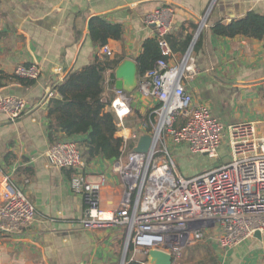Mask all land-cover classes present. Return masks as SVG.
Segmentation results:
<instances>
[{
    "label": "crops",
    "instance_id": "obj_1",
    "mask_svg": "<svg viewBox=\"0 0 264 264\" xmlns=\"http://www.w3.org/2000/svg\"><path fill=\"white\" fill-rule=\"evenodd\" d=\"M167 4L175 7L168 61L180 65L191 52L193 61L182 84L194 104L208 107L225 125L255 122L264 137V38L228 37L213 31L217 23L228 24L249 12L264 16V0H0V98L18 96L28 103L17 120L0 111V191L8 177L36 208L33 221L21 231L0 229V264H121L124 256L127 259L126 252L121 255L127 235L124 226L95 230L82 226L87 204L71 188L73 170L50 165L47 151L55 140L73 139L84 152L81 142L87 136H69L61 130L51 136L48 106L53 97L43 103L69 73L91 64L96 56L116 60L118 66L127 59L137 62L145 42L157 38L154 26L145 22L146 14ZM94 16H104L124 28L121 39H110L107 44L111 56L103 54L90 37ZM203 18L205 26L199 30ZM32 63L41 68L39 78L16 75L20 64ZM117 67L105 72L107 110H114L112 102L118 95ZM142 76L139 71L138 79ZM123 92L129 112L122 125L114 111L117 136L124 138L141 131L161 103L144 95L139 86ZM224 145L228 154L223 163L231 158L227 143L220 149ZM116 160L85 159L89 180L106 178L101 193L106 210L118 207L123 197L124 185L113 171ZM204 242L218 252V264H264V231L262 239L253 236L233 248H224L217 238Z\"/></svg>",
    "mask_w": 264,
    "mask_h": 264
},
{
    "label": "built area",
    "instance_id": "obj_2",
    "mask_svg": "<svg viewBox=\"0 0 264 264\" xmlns=\"http://www.w3.org/2000/svg\"><path fill=\"white\" fill-rule=\"evenodd\" d=\"M154 26L163 57L139 80L141 92L161 104L152 112L150 122L132 136H124L121 156L113 171L124 185L118 207L103 209L101 193L106 178L91 181L85 173L84 152L79 142L61 139L52 142L47 151L50 165L73 170L71 188L86 201L82 226L87 230L124 226L131 259L142 257L150 264L149 250L161 249L172 254L173 264H179L190 245L217 238L224 248H233L264 231V137L255 122L245 121L225 125L205 105H195L192 94L182 84L188 63V52L180 65H171L172 49L168 40L175 29V7L167 4L145 16ZM205 26V18L199 30ZM101 52L113 54L108 46ZM38 64H20L16 75L21 79L39 78ZM55 96L51 90L45 104ZM126 93L118 90L112 102L121 125L116 101H127ZM28 109L25 99L18 96L0 98V111L11 120L19 119ZM142 133L153 135L147 153L134 151ZM135 140L134 146L131 141ZM229 145L231 158L218 166L191 177L177 170L171 146L185 145L197 154L217 157L224 143ZM36 208L26 192L5 177L0 191V229L18 232L34 219Z\"/></svg>",
    "mask_w": 264,
    "mask_h": 264
},
{
    "label": "trees",
    "instance_id": "obj_3",
    "mask_svg": "<svg viewBox=\"0 0 264 264\" xmlns=\"http://www.w3.org/2000/svg\"><path fill=\"white\" fill-rule=\"evenodd\" d=\"M213 31L221 36L244 35L262 39L264 16L249 12L245 17L228 24L217 23ZM123 34L121 24L110 23L104 16H94L90 21V37L100 47L107 45L110 39H121ZM162 57L157 38L148 39L143 53L137 59L140 75L154 68ZM118 63L116 60H103L96 56L94 62L69 73L55 86V96L48 106L50 135L53 136L58 130L69 136L86 135L81 143L87 162L99 156L118 159L122 154L124 138L117 136V115L114 110H107L109 102L103 97L105 72L115 69ZM125 264H143V261L128 256Z\"/></svg>",
    "mask_w": 264,
    "mask_h": 264
},
{
    "label": "rangeland",
    "instance_id": "obj_4",
    "mask_svg": "<svg viewBox=\"0 0 264 264\" xmlns=\"http://www.w3.org/2000/svg\"><path fill=\"white\" fill-rule=\"evenodd\" d=\"M171 150L176 160L177 170L185 177L194 176L222 164L228 154L226 145L220 149L217 157L193 153L185 145H177L175 148L171 146ZM127 239L128 236L126 235V238L122 240L121 255H123V251L127 246ZM131 246L132 243L130 242L126 257H131ZM218 257L220 256H218V252L212 247V244L199 242L185 249L180 264H218Z\"/></svg>",
    "mask_w": 264,
    "mask_h": 264
},
{
    "label": "water",
    "instance_id": "obj_5",
    "mask_svg": "<svg viewBox=\"0 0 264 264\" xmlns=\"http://www.w3.org/2000/svg\"><path fill=\"white\" fill-rule=\"evenodd\" d=\"M116 88L121 91L133 92L139 83V66L134 60H124L115 71ZM153 142V135L150 133H142L139 137L137 145L134 147L135 152L147 153ZM255 237L262 239V232L256 231ZM148 260L150 264H173L172 254L161 249L152 248L148 253ZM126 263L125 256L122 263Z\"/></svg>",
    "mask_w": 264,
    "mask_h": 264
},
{
    "label": "bare ground",
    "instance_id": "obj_6",
    "mask_svg": "<svg viewBox=\"0 0 264 264\" xmlns=\"http://www.w3.org/2000/svg\"><path fill=\"white\" fill-rule=\"evenodd\" d=\"M116 105L119 108V111L121 112V114L125 115L129 112V107L127 103H125L123 100L120 99L116 101Z\"/></svg>",
    "mask_w": 264,
    "mask_h": 264
}]
</instances>
